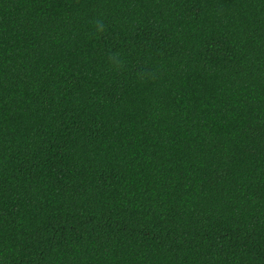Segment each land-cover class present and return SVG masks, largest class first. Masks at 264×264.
Returning <instances> with one entry per match:
<instances>
[{
    "label": "trees",
    "instance_id": "trees-1",
    "mask_svg": "<svg viewBox=\"0 0 264 264\" xmlns=\"http://www.w3.org/2000/svg\"><path fill=\"white\" fill-rule=\"evenodd\" d=\"M0 264H264V0H0Z\"/></svg>",
    "mask_w": 264,
    "mask_h": 264
}]
</instances>
